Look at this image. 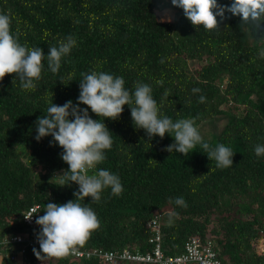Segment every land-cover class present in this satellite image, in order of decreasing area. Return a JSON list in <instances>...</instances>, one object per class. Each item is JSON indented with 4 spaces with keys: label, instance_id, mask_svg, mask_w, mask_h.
Instances as JSON below:
<instances>
[{
    "label": "trees",
    "instance_id": "obj_1",
    "mask_svg": "<svg viewBox=\"0 0 264 264\" xmlns=\"http://www.w3.org/2000/svg\"><path fill=\"white\" fill-rule=\"evenodd\" d=\"M168 5L171 0H0V14L10 16L21 44L40 47L47 56L51 46L75 40L57 73L45 59L35 90H23L19 79L13 85L14 76L0 82V239L30 233L22 221L30 206L38 205L37 215H43L48 202L75 199L78 185L57 187L50 181L68 166L51 136L37 142L35 122L52 102L77 104L80 74L95 70L123 77L130 91L137 82L150 85L161 114L173 121L195 118L200 129L209 119L227 118L204 142L213 148L223 144L236 154L229 168L209 161L200 145L188 156L170 154L165 149L173 138L166 134L149 141L133 126L125 106L118 119L104 120L114 142L97 166L118 175L123 192L106 189L100 201H82L94 210L100 227L78 249L147 251V222L162 213L166 254L179 253L187 238L197 235L215 241L222 264H264V155L255 153L264 145V41L238 17L226 14L221 28L207 31L194 28L182 9L173 19L175 10ZM162 10L167 17L159 16ZM195 62L199 68L192 70ZM194 88L200 92L193 93ZM178 197L186 207L175 204ZM39 232L37 225L36 237ZM9 247L18 254L20 245ZM7 262L0 255V264ZM22 264L101 262L68 256L38 260L31 250Z\"/></svg>",
    "mask_w": 264,
    "mask_h": 264
},
{
    "label": "clouds",
    "instance_id": "obj_2",
    "mask_svg": "<svg viewBox=\"0 0 264 264\" xmlns=\"http://www.w3.org/2000/svg\"><path fill=\"white\" fill-rule=\"evenodd\" d=\"M171 4L183 10L185 18L194 28L203 26L207 31L217 30L221 28L226 14H230L238 17L242 25L264 41V0H231L230 5H221L218 0H171ZM11 23L8 14H0V82L6 76H14L13 85L19 79L23 90H35L36 82L42 78L45 59L50 71L57 73L62 59L75 46V40L68 37L66 41H60L58 46H51L45 56L42 48L21 44L19 36L12 32ZM260 55L264 56V50ZM80 75L77 104L68 101L56 105L52 102L46 109L47 114L35 122L37 142L51 136L55 144L63 149L60 158L68 166V170L62 173H54L50 181L55 180L57 187H70L73 183L78 185V191L73 193L74 200L63 204L48 202L42 211L44 214L35 215V223L40 227L37 235L39 251L33 249V252L38 260L41 257L77 255L78 247H82L90 234L100 227L94 210L82 201L90 198L98 202L106 189H110L113 195L123 192L119 176L105 169L97 170V166L106 160L105 153L114 142L104 120L118 119L125 106L130 109L133 126L143 130L149 141L157 136L163 139L166 134L173 138L174 143L165 149L170 154L175 151L188 156L200 145L208 160H214L218 168L233 166L236 154L223 144L213 148L204 142L195 118L173 121L162 115L150 85L137 82L130 91L125 88L123 77L95 70ZM192 92L199 93L200 89L194 88ZM204 100L205 97L200 96L199 102ZM79 105L86 107L82 109ZM88 109L99 119L93 120ZM255 153L257 156L264 155V145H257ZM174 202L178 206H187L183 197L176 198ZM33 216L24 217L31 220ZM9 252H4L2 256L8 259L7 264L10 262Z\"/></svg>",
    "mask_w": 264,
    "mask_h": 264
},
{
    "label": "built area",
    "instance_id": "obj_3",
    "mask_svg": "<svg viewBox=\"0 0 264 264\" xmlns=\"http://www.w3.org/2000/svg\"><path fill=\"white\" fill-rule=\"evenodd\" d=\"M38 211L39 206L33 205L23 215L22 221L30 228V233H18L12 236L6 235L3 239H0L1 256H3L4 252L11 250L9 246L20 245L17 255H20L21 259H18L13 251H10L8 256L10 262L22 264L24 257L29 251L39 249V243L35 234L37 227L35 215L38 214ZM31 215H34L31 220L25 219V217ZM162 219L163 214L157 213L147 222V229L149 231L148 244L150 245V249L147 251L140 249L131 250L128 248L118 251L101 248L78 249L77 255H69L68 257L75 260L97 259L101 264H116L117 262L137 264H222L215 241L211 239L203 241L197 235L188 237L179 253L166 254L162 245ZM261 233L264 236V227Z\"/></svg>",
    "mask_w": 264,
    "mask_h": 264
},
{
    "label": "rangeland",
    "instance_id": "obj_4",
    "mask_svg": "<svg viewBox=\"0 0 264 264\" xmlns=\"http://www.w3.org/2000/svg\"><path fill=\"white\" fill-rule=\"evenodd\" d=\"M167 7L169 9H174L175 10L173 19H176L178 17V15H179V10L176 7H173L172 5H168ZM159 16L167 17L168 13L166 11L162 10V11L159 12ZM190 68L192 70H196V69L199 68V64H197L196 62L195 63H191L190 64ZM208 121H210V119ZM208 121L203 127H202V124H201V126H200L201 128L199 129L200 133H201V135L203 137V140L212 139L214 137L215 132L216 133L219 132L223 128V126L226 124L227 118L218 117V118H213L211 122H208Z\"/></svg>",
    "mask_w": 264,
    "mask_h": 264
}]
</instances>
